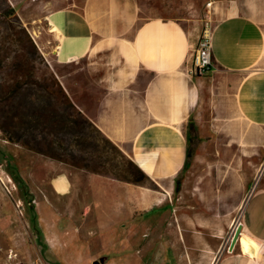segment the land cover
Instances as JSON below:
<instances>
[{"label":"rangeland","instance_id":"1","mask_svg":"<svg viewBox=\"0 0 264 264\" xmlns=\"http://www.w3.org/2000/svg\"><path fill=\"white\" fill-rule=\"evenodd\" d=\"M50 1L28 0V5L13 8L9 0H0V94L13 83L19 70L22 74L23 65L31 68L25 80L34 90L35 80L47 84L53 73L75 105L91 104L98 92L89 85L82 63L50 67L45 50L33 35L44 30L42 17L74 0H61L64 3L60 4ZM8 9L16 13L15 19L4 16ZM200 26L194 50L205 23ZM22 30L34 42L37 54ZM192 76L207 81L210 75ZM207 94L211 96V92ZM36 95L42 101L48 98L43 90ZM58 108L61 110L60 104ZM204 112L206 121L211 113ZM195 122H190L187 130H178L183 158L175 176L143 180L138 179V168L143 172L142 168L91 128L79 147L74 142L76 137L67 134H60L54 146L63 156H68L65 150H69L74 158L87 160L88 166L100 172L99 177H88L86 172L92 173L89 169L11 143L0 130V173L3 170L14 179L17 190L13 195L23 204L19 212L0 186V264H157L163 256L170 258L174 250L177 256H186L187 264L207 260V245L215 249L221 240L214 232L222 217L230 221L237 218L264 173V149L257 151L264 144V132L207 130L206 124L197 127ZM133 146L129 144L130 153ZM142 146L143 153L149 154L157 147L170 148V142ZM56 165L70 172L83 170L82 175L70 178V192L59 197L52 196L48 186L51 170L57 171L52 166ZM62 183H54L61 192L65 188ZM222 210L230 214L221 216ZM205 219L213 231L196 226L198 222L204 226ZM174 239L179 240V246L169 245Z\"/></svg>","mask_w":264,"mask_h":264},{"label":"crops","instance_id":"2","mask_svg":"<svg viewBox=\"0 0 264 264\" xmlns=\"http://www.w3.org/2000/svg\"><path fill=\"white\" fill-rule=\"evenodd\" d=\"M9 3L14 8L28 0ZM42 21L44 36L42 30L33 35L50 67L82 63L98 92L91 104L74 105L146 177L175 176L183 158L178 130H187L190 122L206 124L207 130L264 132V0H74ZM201 23L211 32L213 68L207 81L190 74ZM204 111L211 113L206 121ZM166 140L170 148L143 153L142 145L160 146ZM129 144L134 145L131 153ZM263 149L262 143L257 151ZM52 167L57 171L51 170L48 186L56 197L70 192L72 175L83 173ZM55 181L64 183V191ZM221 222L214 232L221 240L215 249L207 245L209 258L202 263L264 264V173L237 218ZM238 222L242 229L228 252ZM208 223L196 226L213 231ZM179 243L174 239L169 245ZM171 253L156 263L187 264L184 254Z\"/></svg>","mask_w":264,"mask_h":264},{"label":"trees","instance_id":"3","mask_svg":"<svg viewBox=\"0 0 264 264\" xmlns=\"http://www.w3.org/2000/svg\"><path fill=\"white\" fill-rule=\"evenodd\" d=\"M4 16L8 20H12L16 18V13L12 9H8L4 11ZM22 32L31 44L34 54H37L34 42L31 41L24 30ZM18 39L22 44L23 39L17 38V41ZM24 67L23 65L21 67L22 74L19 70L15 75V79H13V83L0 94V130L6 139L55 161L77 168L97 171L88 166L87 160H83L81 157L74 158L73 153L69 150H65L68 156H63V153L57 152L54 141L58 139L57 137L60 134L64 136L67 134L69 137H76L74 142L79 147L82 138L88 137L87 129L91 128L98 134L100 133L77 109L53 73L50 74V81L47 84L35 80L34 83L37 89L34 90L33 86L28 84L29 81L25 80L26 77L30 76L26 72L30 73L31 68L25 67V69ZM42 90L48 97L46 101L39 100L37 95L34 97L37 91L41 92ZM17 96H20V99H16ZM59 104L61 110L58 108ZM139 173L142 178L138 179L143 180L146 176L138 168V175ZM176 191V185H174V192L176 193Z\"/></svg>","mask_w":264,"mask_h":264},{"label":"built area","instance_id":"4","mask_svg":"<svg viewBox=\"0 0 264 264\" xmlns=\"http://www.w3.org/2000/svg\"><path fill=\"white\" fill-rule=\"evenodd\" d=\"M211 62V32L208 26L203 29L200 41L197 48L194 50L192 56V64L190 74L195 76H204L211 72L212 70ZM2 166H0L1 168ZM0 186L5 192V194L12 200L15 207L19 209L22 207V201L20 199H15L14 192L17 190L16 184L13 182L12 178L6 174L3 170L0 173ZM21 203V204H20Z\"/></svg>","mask_w":264,"mask_h":264},{"label":"water","instance_id":"5","mask_svg":"<svg viewBox=\"0 0 264 264\" xmlns=\"http://www.w3.org/2000/svg\"><path fill=\"white\" fill-rule=\"evenodd\" d=\"M242 229V224L238 222L232 232L231 238L229 240L228 246H227V251L231 252L236 245V242L238 240V237L240 235ZM93 264H99V262H94Z\"/></svg>","mask_w":264,"mask_h":264},{"label":"bare ground","instance_id":"6","mask_svg":"<svg viewBox=\"0 0 264 264\" xmlns=\"http://www.w3.org/2000/svg\"><path fill=\"white\" fill-rule=\"evenodd\" d=\"M21 204V203H20ZM235 225V224H234ZM231 237V236H230Z\"/></svg>","mask_w":264,"mask_h":264}]
</instances>
